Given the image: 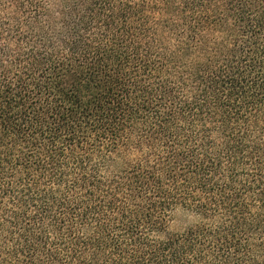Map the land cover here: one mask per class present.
Returning a JSON list of instances; mask_svg holds the SVG:
<instances>
[{"label":"trees","instance_id":"16d2710c","mask_svg":"<svg viewBox=\"0 0 264 264\" xmlns=\"http://www.w3.org/2000/svg\"><path fill=\"white\" fill-rule=\"evenodd\" d=\"M0 264H264V0H0Z\"/></svg>","mask_w":264,"mask_h":264}]
</instances>
